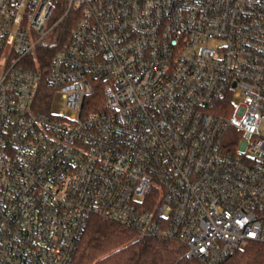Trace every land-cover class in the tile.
Segmentation results:
<instances>
[{"label":"built area","instance_id":"1","mask_svg":"<svg viewBox=\"0 0 264 264\" xmlns=\"http://www.w3.org/2000/svg\"><path fill=\"white\" fill-rule=\"evenodd\" d=\"M262 128L264 0H0V264H72L92 216L201 264L264 244Z\"/></svg>","mask_w":264,"mask_h":264},{"label":"trees","instance_id":"2","mask_svg":"<svg viewBox=\"0 0 264 264\" xmlns=\"http://www.w3.org/2000/svg\"><path fill=\"white\" fill-rule=\"evenodd\" d=\"M68 27V25H66ZM65 29L63 39H67ZM60 45L44 44L34 56L31 67L44 77L54 53ZM39 108L47 111L51 90L41 85ZM53 94V93H52ZM184 247L173 240L139 238L121 224L92 216L77 247L72 264H201L183 256ZM219 264H264V244L249 243Z\"/></svg>","mask_w":264,"mask_h":264},{"label":"rangeland","instance_id":"3","mask_svg":"<svg viewBox=\"0 0 264 264\" xmlns=\"http://www.w3.org/2000/svg\"><path fill=\"white\" fill-rule=\"evenodd\" d=\"M56 107H57V109L64 111L67 116H69L71 114V112L67 110L65 103L61 100H59L56 103ZM261 130H262V133L264 134V128H262Z\"/></svg>","mask_w":264,"mask_h":264}]
</instances>
